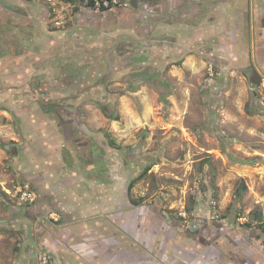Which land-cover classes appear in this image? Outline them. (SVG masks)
Wrapping results in <instances>:
<instances>
[{
  "label": "rangeland",
  "instance_id": "rangeland-1",
  "mask_svg": "<svg viewBox=\"0 0 264 264\" xmlns=\"http://www.w3.org/2000/svg\"><path fill=\"white\" fill-rule=\"evenodd\" d=\"M218 1L0 0V90L22 94L0 98V264H58L44 236L84 219L147 252L133 227L158 232L172 264H264V53ZM35 105L75 152L50 171L19 139Z\"/></svg>",
  "mask_w": 264,
  "mask_h": 264
},
{
  "label": "crops",
  "instance_id": "crops-1",
  "mask_svg": "<svg viewBox=\"0 0 264 264\" xmlns=\"http://www.w3.org/2000/svg\"><path fill=\"white\" fill-rule=\"evenodd\" d=\"M211 12L212 17L210 19L213 21V26L215 25L214 22L218 20L219 31L231 30V34L237 37L234 46L239 47L243 44L242 36L249 37L251 35L252 37L254 35L257 36L256 43L260 45L258 52L264 53V0H220L212 5ZM197 20L199 21L198 26L204 28V15L201 20L198 18ZM28 42L29 40H27ZM1 93L0 90L1 100L9 101L13 104L18 103L19 96L22 95L16 92L17 97H13V95L5 97ZM19 115L21 117L23 131V135H21L20 131L19 139L20 142L24 141V154L31 156V165H33L34 171L38 172L41 158H44L48 162L46 164L49 166L46 169L50 171L53 167V159L60 165L66 164L68 161V157H66L68 156L67 153L72 152L74 157V149H69L68 147L67 135L70 137L69 133L61 130V125L57 126L53 124L50 113H45L44 109L40 111L37 109V105H35L32 110L29 108V111L23 108L20 109ZM35 117L39 119L35 120ZM62 139L65 140L64 143H60V141L63 142ZM59 157H61L60 160H58ZM26 161L28 163L30 158ZM85 193L84 191L79 193L73 191L72 195L75 197L80 195L85 196ZM86 220L84 219V222L81 224H76L77 226H72L73 230L71 235L65 236L64 241L58 247L56 245L60 241L57 238L55 239V237H51L50 235L44 236L46 241H49L51 244L54 243L53 245H55L56 252L58 253V264H172V255L170 256L167 253L169 240H166L161 246L157 247L159 240L158 232L152 237L148 235L142 236L141 225L133 227V234L135 233L136 235L134 236V240H139L140 242L146 240L149 243V246H147L149 251L147 252L142 251L143 248L139 247L135 242H127L125 237L123 238L118 235L117 237H107L103 233L96 235L94 233L96 231L94 230L95 226L91 223L88 224ZM84 224L86 229L90 226V229L93 230H82ZM153 224H155V221ZM219 226L221 227L220 229H223L221 225ZM192 236V247L203 249L204 247H201L200 242H198L199 239L196 241L194 239L197 237L200 238V235L196 237L194 235ZM113 245L117 247L115 246L114 248L112 247ZM136 250H138L137 253L134 252ZM195 252L199 256L197 261L193 260L191 263H188L187 259L183 258L184 261L181 264H214V262H211L212 258L210 255L198 253V251ZM180 254L183 257V251L180 250Z\"/></svg>",
  "mask_w": 264,
  "mask_h": 264
},
{
  "label": "built area",
  "instance_id": "built-area-1",
  "mask_svg": "<svg viewBox=\"0 0 264 264\" xmlns=\"http://www.w3.org/2000/svg\"><path fill=\"white\" fill-rule=\"evenodd\" d=\"M114 2H117V0H114ZM106 4L108 5L109 4V1H106ZM32 196V193L28 192V191H25L23 192V197H31Z\"/></svg>",
  "mask_w": 264,
  "mask_h": 264
},
{
  "label": "trees",
  "instance_id": "trees-1",
  "mask_svg": "<svg viewBox=\"0 0 264 264\" xmlns=\"http://www.w3.org/2000/svg\"><path fill=\"white\" fill-rule=\"evenodd\" d=\"M95 4V0H90V5H94ZM138 178H135L130 184H129V188H131L134 183L136 182Z\"/></svg>",
  "mask_w": 264,
  "mask_h": 264
}]
</instances>
